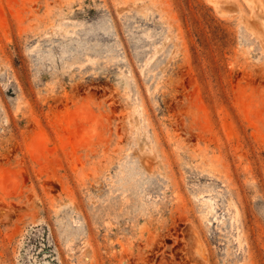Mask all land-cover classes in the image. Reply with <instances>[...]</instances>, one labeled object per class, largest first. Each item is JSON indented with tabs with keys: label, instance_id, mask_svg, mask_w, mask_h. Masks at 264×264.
Instances as JSON below:
<instances>
[{
	"label": "rangeland",
	"instance_id": "rangeland-1",
	"mask_svg": "<svg viewBox=\"0 0 264 264\" xmlns=\"http://www.w3.org/2000/svg\"><path fill=\"white\" fill-rule=\"evenodd\" d=\"M0 264H264V0H0Z\"/></svg>",
	"mask_w": 264,
	"mask_h": 264
}]
</instances>
